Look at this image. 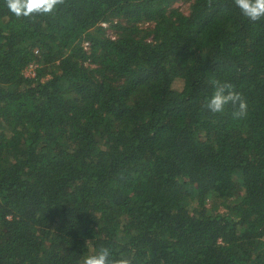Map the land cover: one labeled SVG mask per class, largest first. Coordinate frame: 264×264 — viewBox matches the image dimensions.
Instances as JSON below:
<instances>
[{"label":"trees","instance_id":"obj_1","mask_svg":"<svg viewBox=\"0 0 264 264\" xmlns=\"http://www.w3.org/2000/svg\"><path fill=\"white\" fill-rule=\"evenodd\" d=\"M176 1L0 0V264H264V20Z\"/></svg>","mask_w":264,"mask_h":264},{"label":"clouds","instance_id":"obj_2","mask_svg":"<svg viewBox=\"0 0 264 264\" xmlns=\"http://www.w3.org/2000/svg\"><path fill=\"white\" fill-rule=\"evenodd\" d=\"M65 0H6L8 10L17 18H30L34 15L53 13ZM240 12L252 22L264 20V0H233ZM211 6V0H209ZM213 91L204 107L211 113H223L228 106L233 107L234 119L245 118L248 103L242 93L235 90L233 84L219 79L210 80ZM82 264H134L131 257L121 255L114 257L110 246H101L95 252L84 256Z\"/></svg>","mask_w":264,"mask_h":264},{"label":"rangeland","instance_id":"obj_3","mask_svg":"<svg viewBox=\"0 0 264 264\" xmlns=\"http://www.w3.org/2000/svg\"><path fill=\"white\" fill-rule=\"evenodd\" d=\"M174 5H175V7H179L182 10L187 11L189 9V5L190 4H188L187 2H184L183 0H177ZM106 27H107V25H106ZM107 34L109 36H114L113 32L110 29L107 30ZM34 68H35L34 66L33 67H30L26 71L27 76H32V77L34 76ZM221 212H224L222 208H221Z\"/></svg>","mask_w":264,"mask_h":264}]
</instances>
